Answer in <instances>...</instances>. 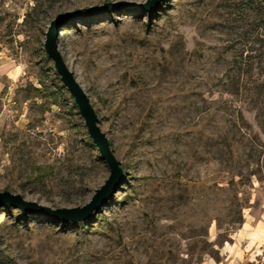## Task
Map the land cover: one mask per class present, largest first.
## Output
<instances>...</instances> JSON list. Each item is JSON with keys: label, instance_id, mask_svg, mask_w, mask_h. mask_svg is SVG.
<instances>
[{"label": "rangeland", "instance_id": "374dc122", "mask_svg": "<svg viewBox=\"0 0 264 264\" xmlns=\"http://www.w3.org/2000/svg\"><path fill=\"white\" fill-rule=\"evenodd\" d=\"M110 1V11L63 25L58 48L123 183L86 227L2 207L0 263L228 264L226 248L247 244L246 220L249 232L264 220V94L250 89L259 76L245 77L239 95L221 85L242 29L225 6L233 0H163L152 12L134 6L146 0L37 10L36 0H0V191L82 206L108 178L44 45L56 15ZM255 238L233 264H264V235Z\"/></svg>", "mask_w": 264, "mask_h": 264}, {"label": "water", "instance_id": "95a60500", "mask_svg": "<svg viewBox=\"0 0 264 264\" xmlns=\"http://www.w3.org/2000/svg\"><path fill=\"white\" fill-rule=\"evenodd\" d=\"M162 1L163 0H146L134 6L138 9L152 12L153 10H160L161 6L159 4ZM115 4L116 3L110 1L93 6L81 7L80 9L67 10V12L56 15L50 22L51 24L45 35L46 41L44 45L45 51L53 60L61 80L74 96L78 109L88 127L90 137H92L95 145L101 152V156L105 159L110 168L108 178L100 188L95 190L91 199L82 206L52 208L34 200H27L20 193L14 194L9 190H3L0 191V209L2 206H16L25 214L33 212L34 214L49 216L57 222L73 223L86 220L99 211L102 206L115 195L116 191L122 185L123 167L114 151L110 148L109 139L106 137L105 132L98 122V115L95 108H93L90 96L79 84L75 71L72 70L70 66H67L63 54L58 48V36L60 35L61 27L67 24L68 21L98 12L110 11ZM120 4H123V2Z\"/></svg>", "mask_w": 264, "mask_h": 264}, {"label": "trees", "instance_id": "16d2710c", "mask_svg": "<svg viewBox=\"0 0 264 264\" xmlns=\"http://www.w3.org/2000/svg\"><path fill=\"white\" fill-rule=\"evenodd\" d=\"M56 1L58 0H36L33 10H37L39 6L47 4L48 2L52 5V3ZM225 6L232 10L231 13H233L236 27H242V29L241 36L238 40L239 47H235L236 53H234L231 60L233 63L227 69L225 74L226 80L221 84L222 89L226 93L233 95L242 94L245 88V85H243L244 78L247 76L254 77L257 74L259 79L253 82L254 85L250 89H254L253 93L255 94H264V80H260L261 76H264V0L225 1ZM111 199L112 197L106 204H108ZM2 207L3 210H7L13 214L16 206ZM101 210L102 209L86 220L73 223L81 224L86 227L88 225L87 222L93 219ZM19 212L23 220L28 217V214L23 213L20 209Z\"/></svg>", "mask_w": 264, "mask_h": 264}, {"label": "crops", "instance_id": "0c3cea01", "mask_svg": "<svg viewBox=\"0 0 264 264\" xmlns=\"http://www.w3.org/2000/svg\"><path fill=\"white\" fill-rule=\"evenodd\" d=\"M259 222H260L259 226L257 228L254 227V228H256L255 232H251V231L249 232V230H247V228H248V226H247L248 221L247 220L244 223L242 229L240 230V233L245 232L247 234L245 239H243V241H245L247 243V244H245V248H242L241 250L238 248L237 249L232 248L233 250H229L228 248H226V246H224V248H226L225 259L228 260V262H227L228 264H233L234 262L240 263L239 262L241 260L240 258L244 257L246 252L253 249L254 248L253 246L256 245L257 238H255V237H257V236L263 237V235H264V229H263L264 228L263 227L264 220H261ZM258 228H260L261 230ZM253 239H255V240H253ZM239 241H241V239ZM253 241H255V242H253ZM236 245H238V242H236ZM246 245H249V246H246ZM235 251H236V254L234 253Z\"/></svg>", "mask_w": 264, "mask_h": 264}, {"label": "built area", "instance_id": "2783aa9c", "mask_svg": "<svg viewBox=\"0 0 264 264\" xmlns=\"http://www.w3.org/2000/svg\"><path fill=\"white\" fill-rule=\"evenodd\" d=\"M1 170V169H0Z\"/></svg>", "mask_w": 264, "mask_h": 264}]
</instances>
